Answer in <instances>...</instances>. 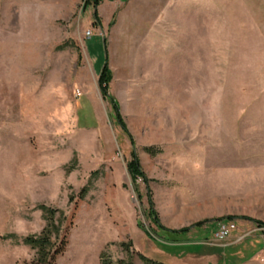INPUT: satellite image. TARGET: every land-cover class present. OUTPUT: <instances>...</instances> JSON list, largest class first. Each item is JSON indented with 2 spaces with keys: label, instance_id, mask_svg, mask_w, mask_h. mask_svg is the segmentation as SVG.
<instances>
[{
  "label": "rangeland",
  "instance_id": "374dc122",
  "mask_svg": "<svg viewBox=\"0 0 264 264\" xmlns=\"http://www.w3.org/2000/svg\"><path fill=\"white\" fill-rule=\"evenodd\" d=\"M158 1L102 25L86 0H0V264L33 258L41 204L75 214L59 264L130 240L171 264H264V0Z\"/></svg>",
  "mask_w": 264,
  "mask_h": 264
},
{
  "label": "trees",
  "instance_id": "16d2710c",
  "mask_svg": "<svg viewBox=\"0 0 264 264\" xmlns=\"http://www.w3.org/2000/svg\"><path fill=\"white\" fill-rule=\"evenodd\" d=\"M101 1L102 0H86L85 2L86 8L91 5L96 8L94 14L97 23L101 21V17L97 9ZM111 79H112V71L109 68L108 51H107V47L105 46V64L100 74V84L105 94H107ZM115 106H117L116 102H115ZM134 163L135 162L133 161L130 165V171L133 174V176L141 172L140 167L137 166L138 163L137 164ZM88 190H89L88 187L83 188L79 196V200L85 198V196L88 193ZM79 200L76 201V198L74 196H71V203L75 202L76 207L78 206ZM39 207L44 213L46 224L40 232L28 234L22 237V242L30 246V248L34 250L33 258L29 261H25L23 264H59L57 262V258L66 249V246L68 244L69 230L73 227L75 223V214L72 213L70 215H67L64 210L49 207L45 204H41ZM190 230L191 229H183L178 233H187ZM188 245L191 246L190 244ZM120 246L122 247L123 251L126 253L127 255L126 257L114 259L113 255L109 252V250L105 248L100 253V258H99L100 264H134L135 256H139V258L145 264H171V263H166L163 261L152 259L146 256L144 253L137 251L134 247V243L132 240H130L129 242L122 241L120 243ZM201 246L202 244H197L195 245V248L198 247L200 248ZM190 249L192 250V247Z\"/></svg>",
  "mask_w": 264,
  "mask_h": 264
},
{
  "label": "crops",
  "instance_id": "0c3cea01",
  "mask_svg": "<svg viewBox=\"0 0 264 264\" xmlns=\"http://www.w3.org/2000/svg\"><path fill=\"white\" fill-rule=\"evenodd\" d=\"M148 1L150 2V0H102L100 5L98 6L99 15H100V10H102L103 12V14L100 15L102 25H104L105 19H107L108 21H111L114 17H118V15L119 17L123 16L125 12H127V15L131 14L132 16H135L136 18L141 17L145 20L144 11L147 10L148 6L150 5ZM165 1L167 2V4H170L169 0H159L158 2L160 3V2H165ZM158 2L156 4H159ZM152 6L156 8L155 3ZM152 6L150 8H153ZM167 6L168 8L171 9L170 5H167ZM159 9L161 8L159 7ZM143 25H145V23ZM134 30L136 31L134 32ZM122 32H121L122 36L124 35L123 39L127 41V44L125 47L127 48L128 46V48H131V50H134L136 52L135 54H133L134 56L136 57L142 56L143 54H141L140 52L146 49L145 42L148 41L147 37L143 36L137 28L136 29L125 28ZM122 36L120 34V37H119L120 42H122L121 41ZM132 48H135V49H132Z\"/></svg>",
  "mask_w": 264,
  "mask_h": 264
},
{
  "label": "built area",
  "instance_id": "2783aa9c",
  "mask_svg": "<svg viewBox=\"0 0 264 264\" xmlns=\"http://www.w3.org/2000/svg\"><path fill=\"white\" fill-rule=\"evenodd\" d=\"M234 227H235L234 224L221 225L219 231L216 233V237L219 239L226 238Z\"/></svg>",
  "mask_w": 264,
  "mask_h": 264
}]
</instances>
